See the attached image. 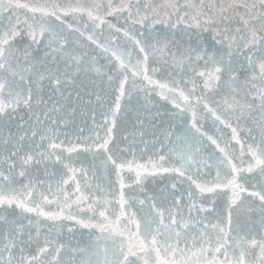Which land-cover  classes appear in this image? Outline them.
<instances>
[{
	"label": "snow or ice",
	"instance_id": "snow-or-ice-1",
	"mask_svg": "<svg viewBox=\"0 0 264 264\" xmlns=\"http://www.w3.org/2000/svg\"><path fill=\"white\" fill-rule=\"evenodd\" d=\"M0 264H264V0H0Z\"/></svg>",
	"mask_w": 264,
	"mask_h": 264
},
{
	"label": "water",
	"instance_id": "water-1",
	"mask_svg": "<svg viewBox=\"0 0 264 264\" xmlns=\"http://www.w3.org/2000/svg\"><path fill=\"white\" fill-rule=\"evenodd\" d=\"M83 2V0H82ZM115 3H119V0H114ZM109 19H113V18H109ZM158 75H163V72L158 73ZM156 99L158 100L159 98L156 97ZM163 103V102H161ZM227 131V130H226ZM163 186V183L161 181H157L155 184L151 183L150 181L145 185V191L149 194H153V195H159L160 193V188ZM117 190H118V186H117ZM125 191H129V189H125ZM100 195H109V193L107 191L101 192L99 193ZM137 196H139L140 198H144V193H140L137 192L136 193ZM79 238V237H78Z\"/></svg>",
	"mask_w": 264,
	"mask_h": 264
}]
</instances>
